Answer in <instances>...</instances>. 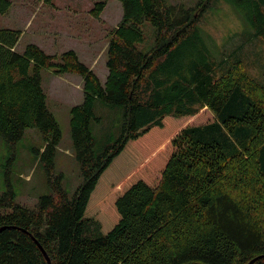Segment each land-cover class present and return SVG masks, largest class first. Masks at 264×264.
I'll use <instances>...</instances> for the list:
<instances>
[{
  "label": "trees",
  "instance_id": "16d2710c",
  "mask_svg": "<svg viewBox=\"0 0 264 264\" xmlns=\"http://www.w3.org/2000/svg\"><path fill=\"white\" fill-rule=\"evenodd\" d=\"M109 1L95 0V19ZM118 1L105 85L74 50L19 53L21 30L0 29V138L14 145L38 129L51 188L34 209L12 189L0 197V264H49L44 252L51 264H264V69L254 77L231 53L193 65L202 15L166 0ZM228 1L252 29L241 44L264 45V0ZM12 5L0 0V15ZM144 23L156 29L149 51ZM43 69L84 81L85 101L71 110L84 180L72 198L55 174L63 134ZM96 99L125 110L122 135L102 154L90 129Z\"/></svg>",
  "mask_w": 264,
  "mask_h": 264
},
{
  "label": "rangeland",
  "instance_id": "374dc122",
  "mask_svg": "<svg viewBox=\"0 0 264 264\" xmlns=\"http://www.w3.org/2000/svg\"><path fill=\"white\" fill-rule=\"evenodd\" d=\"M10 1L13 4L10 12L0 15V29L21 30L17 52L22 53L29 44H36L47 54L58 57L74 50L105 85L109 76V41L123 18L120 1L110 0L100 19L91 14L95 0ZM166 2L172 6L184 4L193 8L198 17L202 15L198 33L201 42L195 40L194 44H202L204 51L193 50L190 57L193 65L201 62L206 53L215 58L221 53H231L242 57L248 73L260 76L264 69V45L260 40L250 38L241 44L243 38L252 36V29L228 0L212 1L207 11H202L203 0ZM142 29L146 41L140 48L149 51L155 45L156 29L149 23H144ZM186 64L187 60L181 63ZM41 77L48 108L63 134L57 146L55 174L62 175V187L72 198L84 180L71 136V110L85 101L84 81L77 74L57 75L48 69L42 70ZM94 112L98 120L91 122L90 129L96 140L97 154H102L122 135L125 110L96 99ZM45 146L38 129H29L14 145H8L0 138V197L12 189L16 203L34 209L41 197L51 193L48 173L39 155L45 151Z\"/></svg>",
  "mask_w": 264,
  "mask_h": 264
},
{
  "label": "water",
  "instance_id": "95a60500",
  "mask_svg": "<svg viewBox=\"0 0 264 264\" xmlns=\"http://www.w3.org/2000/svg\"><path fill=\"white\" fill-rule=\"evenodd\" d=\"M41 248V247H40ZM44 254H45V256H46V258H47V261L49 262V264H51V262H50V260H49V258L47 257V254L44 252Z\"/></svg>",
  "mask_w": 264,
  "mask_h": 264
}]
</instances>
